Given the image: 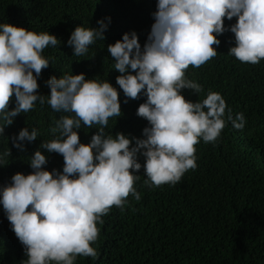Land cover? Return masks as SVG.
<instances>
[{
	"label": "clouds",
	"instance_id": "clouds-1",
	"mask_svg": "<svg viewBox=\"0 0 264 264\" xmlns=\"http://www.w3.org/2000/svg\"><path fill=\"white\" fill-rule=\"evenodd\" d=\"M155 8L143 46L135 31L106 46L124 97H146L136 109L147 121L142 138L106 131L109 119L121 115L117 88L106 79L65 72L46 80L48 95L38 93L37 78L52 64V57L43 52L58 47L57 37L0 23V136L37 102L59 113L48 130L51 138L42 139L28 159L32 171L16 172L11 183L0 186V207L7 218L1 219L23 247L20 264H75L77 256L96 259L92 245L102 217L113 206L123 211L129 195L140 200L134 185L141 167L149 189L175 185L186 171L196 169L195 145H215L227 123L236 130L244 128L243 113L233 115L220 93L208 90L193 102L181 90L203 91L186 70L216 57L214 46L225 31L234 39L229 56L253 65L264 59V0H156ZM233 17L235 22L225 28L224 19ZM97 24L74 28L67 41L72 56L85 57L89 46L103 40L108 24L104 19ZM82 126L85 131L96 129L88 143L80 142L77 130ZM37 136L38 130L28 126L6 137L0 166L11 157L8 140L23 151L25 141ZM41 148L63 157L61 171L43 167L47 159Z\"/></svg>",
	"mask_w": 264,
	"mask_h": 264
},
{
	"label": "trees",
	"instance_id": "trees-1",
	"mask_svg": "<svg viewBox=\"0 0 264 264\" xmlns=\"http://www.w3.org/2000/svg\"><path fill=\"white\" fill-rule=\"evenodd\" d=\"M155 5L156 0H0V23L48 31L57 37L58 47L43 52L52 57V64L37 78L38 93L48 95L46 80L65 72L106 79L117 88L121 108L116 121L109 119L106 131L142 138L147 121L136 115V109L146 97H124L115 83L119 73L111 68L106 46L131 31L143 46L154 22ZM100 19L108 24L103 40L89 46L85 57L72 56L67 41L74 28H96ZM234 22L235 17L225 18V28ZM218 39L216 57L186 70V76L203 91L197 94L185 88L181 92L193 102L203 99L208 90L220 93L233 115L243 113L244 128L236 130L227 123L215 145L202 141L195 145L197 167L186 171L175 185L149 189L141 167L134 185L140 200L129 195L123 211L113 206L98 225V239L92 245L97 258L77 256L75 264H264V59L255 65L241 63L227 54L234 45L233 34L225 31ZM13 106L10 101L9 108ZM58 117L46 103L37 102L33 110L18 114L5 127L0 149L7 146L6 137L23 127H35L38 136L25 141L23 151L8 140L11 157L0 166V186L11 183L16 172L32 171L28 159L42 139L51 138L48 130ZM77 131L80 142L88 143L96 129L85 131L82 126ZM39 150L47 159L44 168L62 170L61 155ZM138 160L143 163V157L138 155ZM1 216L6 218L2 207L0 264H20L25 259L23 247Z\"/></svg>",
	"mask_w": 264,
	"mask_h": 264
}]
</instances>
